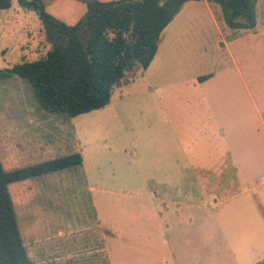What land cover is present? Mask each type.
Returning <instances> with one entry per match:
<instances>
[{"label":"rangeland","instance_id":"rangeland-1","mask_svg":"<svg viewBox=\"0 0 264 264\" xmlns=\"http://www.w3.org/2000/svg\"><path fill=\"white\" fill-rule=\"evenodd\" d=\"M43 3L68 24L87 11L83 0ZM256 19L231 26L219 5L186 2L149 68L76 117L40 110L24 78L0 80L7 169L82 156L10 185L31 260L264 264V0ZM49 45L35 10L0 11V68Z\"/></svg>","mask_w":264,"mask_h":264},{"label":"trees","instance_id":"trees-1","mask_svg":"<svg viewBox=\"0 0 264 264\" xmlns=\"http://www.w3.org/2000/svg\"><path fill=\"white\" fill-rule=\"evenodd\" d=\"M14 1L37 12L50 45L34 60L0 68V80L24 78L46 111L76 117L104 107L132 71L150 66L163 31L192 0H83L86 14L74 24L49 13L43 0H0V10ZM208 1L220 6L229 25L256 27V0ZM81 163L76 152L7 169L0 152V264H37L24 243L10 185Z\"/></svg>","mask_w":264,"mask_h":264},{"label":"crops","instance_id":"crops-1","mask_svg":"<svg viewBox=\"0 0 264 264\" xmlns=\"http://www.w3.org/2000/svg\"><path fill=\"white\" fill-rule=\"evenodd\" d=\"M0 11H1V10H0ZM150 65H151V64H150ZM148 68H149V67H148ZM39 108H40V110H44V111H46V110H45L43 107H41V106H40Z\"/></svg>","mask_w":264,"mask_h":264}]
</instances>
